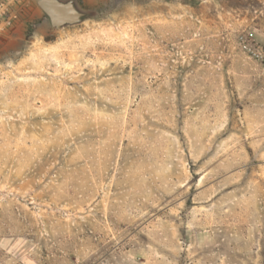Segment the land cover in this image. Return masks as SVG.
<instances>
[{
    "label": "rangeland",
    "instance_id": "obj_1",
    "mask_svg": "<svg viewBox=\"0 0 264 264\" xmlns=\"http://www.w3.org/2000/svg\"><path fill=\"white\" fill-rule=\"evenodd\" d=\"M0 0V264H264V0Z\"/></svg>",
    "mask_w": 264,
    "mask_h": 264
},
{
    "label": "water",
    "instance_id": "obj_2",
    "mask_svg": "<svg viewBox=\"0 0 264 264\" xmlns=\"http://www.w3.org/2000/svg\"><path fill=\"white\" fill-rule=\"evenodd\" d=\"M38 6L53 27H60L74 21L75 12L70 4H62L56 0H40Z\"/></svg>",
    "mask_w": 264,
    "mask_h": 264
},
{
    "label": "built area",
    "instance_id": "obj_3",
    "mask_svg": "<svg viewBox=\"0 0 264 264\" xmlns=\"http://www.w3.org/2000/svg\"><path fill=\"white\" fill-rule=\"evenodd\" d=\"M240 40L243 44V47L249 52L250 56L253 59L264 63V47H260L257 44L252 45L246 43V40H244L242 37L240 38Z\"/></svg>",
    "mask_w": 264,
    "mask_h": 264
}]
</instances>
